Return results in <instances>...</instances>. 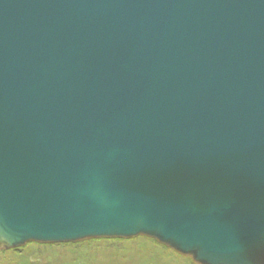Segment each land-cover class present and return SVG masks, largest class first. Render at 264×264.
Segmentation results:
<instances>
[{
  "label": "water",
  "instance_id": "95a60500",
  "mask_svg": "<svg viewBox=\"0 0 264 264\" xmlns=\"http://www.w3.org/2000/svg\"><path fill=\"white\" fill-rule=\"evenodd\" d=\"M141 234L264 264V0H0V249Z\"/></svg>",
  "mask_w": 264,
  "mask_h": 264
},
{
  "label": "rangeland",
  "instance_id": "374dc122",
  "mask_svg": "<svg viewBox=\"0 0 264 264\" xmlns=\"http://www.w3.org/2000/svg\"><path fill=\"white\" fill-rule=\"evenodd\" d=\"M119 238L112 244L96 241L80 243L74 247L64 244L65 242L52 243L41 251L33 248L19 256L8 249L7 254L0 252V264H28L27 260L34 264H73L72 258L77 254L87 261L86 264H191L190 259L200 264L195 262L192 256L182 255L153 237L141 234L129 240L123 238L124 241ZM149 239H155L159 244ZM77 242L79 241L71 243ZM164 245L169 249L162 247Z\"/></svg>",
  "mask_w": 264,
  "mask_h": 264
},
{
  "label": "trees",
  "instance_id": "16d2710c",
  "mask_svg": "<svg viewBox=\"0 0 264 264\" xmlns=\"http://www.w3.org/2000/svg\"><path fill=\"white\" fill-rule=\"evenodd\" d=\"M119 239H121V240H125V239H123V238H119ZM115 240H118V238H110V237H107V238H96V239H85L84 241H79V242H77V243H71V242H65L64 244H66V245H69V246H71V247H74V245H79L80 243H84V242H91V243H93V242H101V243H111L112 244V242H115ZM127 240H129V239H127ZM149 240H151V241H154L155 242V239H149ZM156 244H159L158 242H155ZM48 245H52V244H49V243H42V242H40V243H38V242H33V241H30L29 243H27L26 245H24V246H20V247H18V248H13V249H10L9 250V252H13L14 254H17L18 256L19 255H24L25 254V252L27 251V252H29L28 250H32L33 248L36 250V251H38V250H40L41 251V249L42 248H48L49 246ZM162 247H166L167 249H169L167 246H162ZM0 252L1 253H3V254H7V252H6V250H3V249H1L0 250ZM78 252V251H77ZM72 262H73V264H86V262L87 261H85V260H83L82 258H81V256L79 257V255L77 254V255H75L74 256V258H72ZM190 261H191V264H196V263H194L193 261H192V259H190ZM26 262H28V264H34L31 260H27ZM66 262H69V261H66Z\"/></svg>",
  "mask_w": 264,
  "mask_h": 264
}]
</instances>
